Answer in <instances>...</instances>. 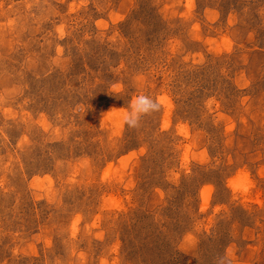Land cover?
Returning <instances> with one entry per match:
<instances>
[{
    "label": "rangeland",
    "instance_id": "374dc122",
    "mask_svg": "<svg viewBox=\"0 0 264 264\" xmlns=\"http://www.w3.org/2000/svg\"><path fill=\"white\" fill-rule=\"evenodd\" d=\"M166 234L264 264V0H0V264H150Z\"/></svg>",
    "mask_w": 264,
    "mask_h": 264
},
{
    "label": "clouds",
    "instance_id": "9594fccd",
    "mask_svg": "<svg viewBox=\"0 0 264 264\" xmlns=\"http://www.w3.org/2000/svg\"><path fill=\"white\" fill-rule=\"evenodd\" d=\"M161 102L144 94H139L130 102L127 110L118 113L119 119L129 128H137L144 116L151 115L159 111ZM216 264H231L230 255L220 256L216 260Z\"/></svg>",
    "mask_w": 264,
    "mask_h": 264
},
{
    "label": "trees",
    "instance_id": "16d2710c",
    "mask_svg": "<svg viewBox=\"0 0 264 264\" xmlns=\"http://www.w3.org/2000/svg\"><path fill=\"white\" fill-rule=\"evenodd\" d=\"M163 236L164 237L160 239V243L158 246V248L160 247V249H156V253L159 251L160 252L158 253L156 257L153 256L150 264H153V263L154 264H175V262L180 264L179 259L182 258V253L174 245L175 241L172 238V235L166 234ZM143 263H146V262H143Z\"/></svg>",
    "mask_w": 264,
    "mask_h": 264
}]
</instances>
